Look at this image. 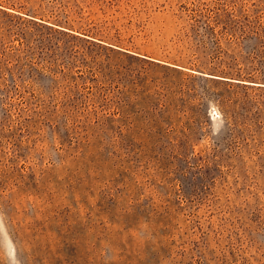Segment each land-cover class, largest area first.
I'll return each instance as SVG.
<instances>
[{
    "label": "rangeland",
    "instance_id": "1",
    "mask_svg": "<svg viewBox=\"0 0 264 264\" xmlns=\"http://www.w3.org/2000/svg\"><path fill=\"white\" fill-rule=\"evenodd\" d=\"M0 264H264V0H0Z\"/></svg>",
    "mask_w": 264,
    "mask_h": 264
}]
</instances>
